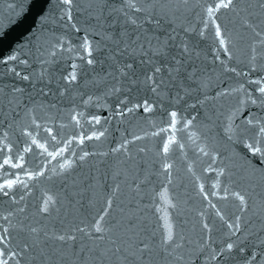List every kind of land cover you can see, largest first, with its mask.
Here are the masks:
<instances>
[{"label": "water", "instance_id": "water-1", "mask_svg": "<svg viewBox=\"0 0 264 264\" xmlns=\"http://www.w3.org/2000/svg\"><path fill=\"white\" fill-rule=\"evenodd\" d=\"M261 88L264 0H0V262L264 264Z\"/></svg>", "mask_w": 264, "mask_h": 264}, {"label": "snow or ice", "instance_id": "snow-or-ice-1", "mask_svg": "<svg viewBox=\"0 0 264 264\" xmlns=\"http://www.w3.org/2000/svg\"><path fill=\"white\" fill-rule=\"evenodd\" d=\"M229 2H230V0H229ZM64 3H70V0H64ZM217 7H228V4H222V5H218ZM209 13L211 14V12H212V9L211 8H209ZM260 91L262 92V93H264V88H261L260 89ZM173 115V117H175V113H173L172 114ZM167 147V146H166ZM5 163H7V161H5ZM6 187H11V185L9 184V185H6ZM229 248H231V245H229ZM0 264H4V262H0Z\"/></svg>", "mask_w": 264, "mask_h": 264}]
</instances>
